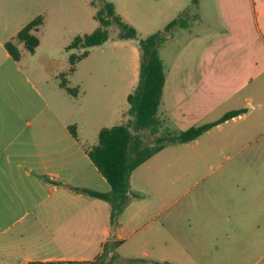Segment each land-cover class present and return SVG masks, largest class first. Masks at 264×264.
Masks as SVG:
<instances>
[{
  "label": "crops",
  "instance_id": "crops-1",
  "mask_svg": "<svg viewBox=\"0 0 264 264\" xmlns=\"http://www.w3.org/2000/svg\"><path fill=\"white\" fill-rule=\"evenodd\" d=\"M27 1L0 0V264H89L102 255L105 244L110 247L107 259L118 256L124 260H151L153 263L165 260L168 255L161 252L162 247H169L166 242L161 247L156 246L149 235L137 237L138 229L132 227L136 212H132L126 222L122 216L112 221L108 201L75 189L106 193L110 185L92 162L89 148L81 141L82 118L75 116L72 124L67 114L47 102L22 64V49H26L23 43L18 44L19 61L5 46L27 24H15L21 16L20 8ZM185 2L125 0L124 7H130L129 11L114 6L137 31L144 25L168 24L186 12L190 24L207 22L206 16L196 12L200 0L187 10ZM210 2L213 18L209 20L215 27L187 36L173 50L167 65L162 59L167 76L161 113L166 114L175 127L185 130L218 121L227 112L240 110L196 140L178 144L194 145L198 155L196 162L203 167L215 165L220 151L241 154L264 136V0ZM41 16L40 27L44 24V16ZM194 25L177 27L180 29L177 33L191 32ZM40 27L34 31L37 36ZM169 40V43L176 40L175 32L170 34ZM37 48L30 52L31 55L36 54ZM138 79L136 64L134 77L125 89L120 88L122 102L127 101ZM42 81L37 79L39 83ZM63 89L73 98L79 95L78 89L73 94ZM128 108L127 101L115 111L121 113L122 122L127 119L124 113ZM83 114L92 116L88 112ZM93 118L95 125L100 119ZM70 125L75 126L76 136L70 131ZM95 128L98 129V125ZM176 145L163 148L136 168L130 177L131 190L134 173L139 169H159L160 155L165 157L166 149ZM249 160H239L233 167L249 165ZM208 175L202 174V179ZM254 181L263 183L264 179ZM235 187L238 190L240 186L236 183L231 188L229 205L233 213L227 214L239 217L244 210L245 190L236 193ZM137 198H132L127 207L134 205L133 200ZM257 199H262V203L255 202L247 208V213H264V196ZM252 223L256 230L261 229L257 217ZM115 242L119 245L113 250Z\"/></svg>",
  "mask_w": 264,
  "mask_h": 264
},
{
  "label": "rangeland",
  "instance_id": "rangeland-1",
  "mask_svg": "<svg viewBox=\"0 0 264 264\" xmlns=\"http://www.w3.org/2000/svg\"><path fill=\"white\" fill-rule=\"evenodd\" d=\"M110 1L119 10H130V7H124L125 0ZM210 3V0H200L199 11H196L206 16V23H189V27L194 25L191 32L180 35L177 33L180 29L176 27L173 30L176 40L170 43L167 40L160 52L166 65L173 50L187 36L215 27L213 21L209 20L213 18ZM194 6L193 0H186L184 8L187 10ZM96 10L91 0H28L20 8L21 16L15 23H28L38 15L44 16V24L38 31L40 45L37 52L31 55L23 48L22 64L27 67L29 76L49 104L62 114H67L72 124L75 123L72 122L75 116L82 118L79 135L86 148L99 142L102 128L123 121L121 113L115 112L127 104V101H121L119 91L121 87L125 89L134 77L136 64L138 71L140 65L136 40L119 39L117 25L113 23L108 28V41L88 48L89 54L76 63L73 72L69 71V52L66 48L76 36L91 33L99 26V21L94 17ZM11 25L14 27V23ZM166 25L154 23L140 26L139 37L162 30ZM72 52L81 55L84 49H71ZM62 73L65 76H61ZM63 77L68 87L79 90L78 99L60 87ZM37 79L43 81L39 83ZM86 112L100 120L94 125L92 116L82 115ZM144 137L148 142L155 139L147 132ZM166 150L165 157L160 155L157 160L159 169H139L134 173L132 190L140 197L134 199V205L125 208L124 214L117 218L122 216L126 222L131 213L136 212L132 227H137V237L149 235L156 246L168 244L169 247H162L161 252L168 257L157 263L151 260H124L118 256L113 259L106 257L100 264H264V213H247V208L255 205V202L262 203V199L259 201L257 197L264 196V182L254 181L264 179V136L241 154L220 151L218 162L211 167L199 166L194 145L177 144ZM245 158L250 159L249 165L236 166L237 161ZM202 174L209 175L202 179ZM236 183L240 186L238 190L235 187L236 193L245 190L244 210L239 217L227 214L233 213L229 199L231 188ZM254 217H257L261 229L254 228Z\"/></svg>",
  "mask_w": 264,
  "mask_h": 264
},
{
  "label": "trees",
  "instance_id": "trees-1",
  "mask_svg": "<svg viewBox=\"0 0 264 264\" xmlns=\"http://www.w3.org/2000/svg\"><path fill=\"white\" fill-rule=\"evenodd\" d=\"M91 3L97 7L94 17L99 21V26L91 33L76 36L67 46V51L84 49L81 55L75 52L70 53V72L75 70L76 63L82 57L87 56L88 48L108 41L110 38L108 28L113 23L117 25L118 38L138 39L140 50L139 79L135 89L127 97L129 108L124 113L127 117L126 121L102 128L99 132V142L88 149L92 162L108 181L110 191L103 193L88 188H75L90 196L108 201L111 204V218L114 221L125 210L132 198L140 197L138 193L131 190L130 186V177L136 168L167 146L196 140L214 125L237 115L240 110L229 111L218 121L191 126L185 130L175 127L170 118L161 113L167 74L160 49L169 40L170 34L176 27L188 26L189 14L182 13L171 20L164 29L139 37L137 29L122 18L111 1L91 0ZM197 3L198 0H193L194 5ZM42 23L41 15L35 17L17 33L13 40L5 43L15 60L21 59L19 43H23L29 52H35L40 39L34 31ZM62 76H65V73ZM61 87L70 94L77 91L67 86V80L64 77ZM69 128L76 136L75 126L70 125ZM146 132L155 136L153 142L145 140ZM118 245L119 242H115L112 249H116ZM109 251L110 247L105 244L102 255L89 264H100ZM115 257L117 256L113 258Z\"/></svg>",
  "mask_w": 264,
  "mask_h": 264
}]
</instances>
